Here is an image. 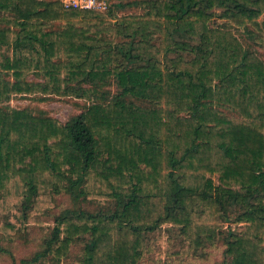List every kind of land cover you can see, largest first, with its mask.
Here are the masks:
<instances>
[{"label": "trees", "instance_id": "16d2710c", "mask_svg": "<svg viewBox=\"0 0 264 264\" xmlns=\"http://www.w3.org/2000/svg\"><path fill=\"white\" fill-rule=\"evenodd\" d=\"M235 30L264 50V0H0V231L65 191L114 205L57 216L39 264L73 243L78 264H139L167 224L180 257L234 226L226 264H264V59ZM16 96L81 111L60 123Z\"/></svg>", "mask_w": 264, "mask_h": 264}, {"label": "rangeland", "instance_id": "374dc122", "mask_svg": "<svg viewBox=\"0 0 264 264\" xmlns=\"http://www.w3.org/2000/svg\"><path fill=\"white\" fill-rule=\"evenodd\" d=\"M111 2H114V0H111ZM96 5H103L101 9H105L102 2L98 1ZM114 10L117 15H121L138 12L141 9L138 7H120ZM60 23V21H55L48 29H56L61 26ZM235 33L241 38L246 47L255 51L264 59V50L260 46L242 36L239 31L235 30ZM187 57L189 58V56ZM28 77L30 79L34 78L32 75ZM106 89L110 93L118 92L119 89L116 79H112ZM9 103L21 108L31 107L40 109L48 116L57 119L60 123H64L81 111L72 99L55 96L43 102H38L30 97L21 98L16 96ZM214 180L217 182V176L215 175ZM48 202L50 205L39 214L26 213V217L23 220V227L16 228L14 232H10L7 236L0 231V264H39L41 262L40 259H36V261L33 259H35L37 252L45 249L44 243L47 242L48 237L52 234L54 220L57 216H69L72 212L68 214L66 211L74 210H85L92 213L100 211L106 212L107 209H112L114 205L111 200L98 202L95 200L80 199L76 201L72 194L66 193L65 191H50ZM239 211L236 206H230L229 217L231 220H226L225 224H223L225 228L237 217ZM31 219L37 222H33ZM8 221V216L0 217V223ZM16 221L18 223V220ZM227 231L235 233L236 228L233 226L232 229H224L221 238L216 243L212 245L206 244L197 252L180 257L177 253L184 246V241L180 235L179 228L167 224L156 232L148 234V238L157 235L159 237L158 242L152 245V250L140 259L139 264H226L228 256L224 250L226 247L225 237ZM88 238L86 236V239ZM81 251V245L76 243L71 244L67 256L61 260L60 264H78ZM50 258L51 256L49 255L46 257V260L53 262Z\"/></svg>", "mask_w": 264, "mask_h": 264}, {"label": "built area", "instance_id": "2783aa9c", "mask_svg": "<svg viewBox=\"0 0 264 264\" xmlns=\"http://www.w3.org/2000/svg\"><path fill=\"white\" fill-rule=\"evenodd\" d=\"M102 2L105 9H101L103 5H96L97 2ZM65 8L72 9H93L99 12H105L108 9L111 0H61Z\"/></svg>", "mask_w": 264, "mask_h": 264}]
</instances>
